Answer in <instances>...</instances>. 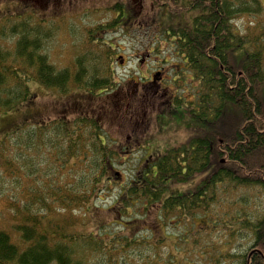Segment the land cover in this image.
Returning <instances> with one entry per match:
<instances>
[{"label":"trees","instance_id":"1","mask_svg":"<svg viewBox=\"0 0 264 264\" xmlns=\"http://www.w3.org/2000/svg\"><path fill=\"white\" fill-rule=\"evenodd\" d=\"M122 6L118 3L115 10L122 14ZM262 14L261 0H163L155 16L158 31L174 54L186 61L181 76L187 80L175 82L178 87L170 92L174 98L162 103L156 131L173 124L188 137L155 155L152 163L143 162L132 184L120 191L115 205L128 220L113 222L118 231L110 224L96 232L71 230L89 223L91 204L101 199L104 183H111L104 173L113 165L115 153L97 121L99 110L72 107L82 112L71 119L18 123L9 130L0 139V195L12 198V228L20 242L0 229V264H181L167 244L154 238L152 232L161 224L166 231L186 227L173 248H187L190 242L206 258L213 245L204 241L201 230L192 234L191 222L198 215L212 219L217 208L227 206L231 211L240 203L241 210L230 217L228 210L211 222L233 230L231 222L239 223L238 232L250 234L247 247L232 253L230 260L219 253L214 264H264V211L254 213L253 220V215L245 214L251 192L264 193V21L249 22L245 29L238 24ZM30 18L0 29V42L8 34L20 35L13 51L0 44V112L35 100L31 79L64 95L75 86L83 98H94L115 82L105 65L110 62L109 49L105 58L78 57L74 68L58 69L39 51L38 34L45 31ZM124 19L119 15L107 27ZM11 38L8 42L14 41ZM186 84L192 99L184 97ZM185 99V110L172 108L183 106ZM187 115L198 125L189 126ZM196 178L192 189L171 191V183ZM131 223L139 226L124 232Z\"/></svg>","mask_w":264,"mask_h":264},{"label":"rangeland","instance_id":"2","mask_svg":"<svg viewBox=\"0 0 264 264\" xmlns=\"http://www.w3.org/2000/svg\"><path fill=\"white\" fill-rule=\"evenodd\" d=\"M128 1H131L129 6L135 13L130 16L127 10ZM118 3L123 4L122 14L115 10ZM162 3L163 0H0V29L2 25L16 23V19L31 17L29 21L39 25L45 31L43 35L38 34L37 39L40 40L42 47L39 51L45 53L49 61L58 69L74 68L78 57L88 56V58L97 59L100 56L105 58L103 55L105 50L109 49L110 51V62L108 60V64L105 65L107 66L106 70L112 73L115 82L108 85L110 87L106 88L104 92L97 93L94 98L80 97L84 100L83 102L88 104H84L88 111L90 109L99 110L97 121L101 120L103 129L101 131H105L111 138L112 147L110 148L115 155L110 159L113 165L108 166L104 173V178H111V183L107 184V181L104 183L105 190L101 193V199L96 200L95 205L91 204L90 206L91 215L89 218L91 220L87 225L79 226L81 229H71L75 233L83 232V229L96 232L98 227L107 224L112 225L114 231H118L119 225L113 222L120 223L128 220V217L124 216L121 209L115 205L120 191L125 192L129 183L136 178L143 162L152 163L155 155L165 152L188 137L183 130L176 129L173 124H170L165 132L156 131L160 130L157 113L164 100L168 102L171 98L169 94L177 89L178 84L164 82L157 88L158 83L141 84V80L145 82L148 80L137 81L135 79L138 77L139 80L142 75L149 77L151 72L160 69V67H165L164 75L167 76L182 74L179 68L180 58L174 54L173 48L167 44V41L162 40L165 37L158 31L160 30L159 19L156 21L155 16ZM261 3L263 14L259 17L240 19L238 20L239 26L245 29L249 22L264 21V0H261ZM119 15L125 19L115 26L107 27L108 24L119 18ZM162 15L164 16V13ZM168 19L171 20V18ZM176 20L173 21L176 22ZM12 36H14V41L8 42ZM19 37L20 35L17 34H8L7 37L1 39L0 44L2 47L4 45V49L8 48L13 51L16 49V40ZM101 41L108 45H98ZM87 50L90 53H87ZM118 54H124L126 57L124 60L128 59V61L121 65L120 59L117 57ZM143 56L145 60L142 62ZM29 84L31 92L35 94V100L30 101V104L23 102L12 111L0 112V139L9 130L15 128L18 123L22 126L25 122H34L35 124L51 120V118H72L77 114L76 112H81L76 109L71 110L72 107L76 108L72 105L76 102L75 99H72V95L68 98L69 94L64 95L47 89L35 79H31ZM187 87L189 84L185 85L187 91L183 92L184 97L192 99L191 87ZM77 91L78 89L73 86L70 93L76 92L75 96L79 97L77 93L81 92ZM64 101L67 104L63 107ZM184 101L183 106L177 105L172 108H175L174 110L177 112L185 110L188 101L187 99ZM67 105L70 107L67 108L68 114L66 112L63 115V109ZM161 117L165 119V115L162 114ZM166 120L170 123L168 118ZM187 120L189 126L193 124L189 115H187ZM194 124L198 125L196 119ZM146 129L152 135L161 137L148 136V132L145 135ZM133 139L139 140V143L133 146L131 143ZM149 155V160L145 161ZM197 181L198 178L186 184L178 182L175 186L174 183H171V191H174L176 187L182 191L190 190ZM8 196L2 198L0 195V229L8 231L13 240L20 242L19 233H16L12 228L13 222L9 208L12 198L10 195ZM250 200L245 214L253 215L251 216V220H253L254 213L257 214L258 210L264 211V193L253 191L250 194ZM242 208V203L236 209L232 208L231 211L229 207L221 206L215 210L216 214L213 213L212 219L198 215L191 222L192 234L198 235V230H201L205 235L204 241L213 245L209 248L210 252L206 258H203L205 254L198 253L190 242L187 248L179 247L178 251L173 248L174 240L176 241L186 232V227L181 231L172 227L166 231L165 226L161 224L155 228L156 231L153 230L152 234L155 239L162 240L165 245L167 244L171 248L173 257L176 260L180 259L181 264H195V260H199L200 264H214L213 260L219 253H225L230 260L233 259L232 253H242L246 249L250 234L245 230L238 232L239 223L236 221L228 219L232 221L234 230L222 223L216 228V226H212L211 221L218 217L222 218L223 213L228 210L230 217L235 210ZM127 225L128 227L123 231L128 233L135 231L139 226L138 223ZM175 231L180 233V236ZM232 231L235 233L234 237L230 236ZM220 248L223 249L222 252L219 251ZM164 264H174V262ZM224 264H238V262L228 261Z\"/></svg>","mask_w":264,"mask_h":264},{"label":"flooded vegetation","instance_id":"3","mask_svg":"<svg viewBox=\"0 0 264 264\" xmlns=\"http://www.w3.org/2000/svg\"><path fill=\"white\" fill-rule=\"evenodd\" d=\"M127 4H128L127 10L129 11V16L132 15V14H135L134 11L129 6V4H131V1H128ZM31 5L33 6V4H31ZM148 56H150V55H148ZM117 57L120 59L121 65H123L124 63H126V61H128V59L124 60V58H126L124 54H118ZM144 60H145V57L143 56L141 61L143 62ZM185 63H186L185 60L184 61H181V60L179 61V64H180L179 68H180L181 71H183L185 69ZM164 73H165V67H160V69H158V70H156L154 72H151V75L149 77H147V76L145 77V76L142 75V77L139 78V80H138V77H136L135 79L137 81H140L141 79H147L148 80L147 82L142 81V80L140 81V83L143 82L144 84H146V83H158L157 84L158 85L157 88H159V85H161L164 82L165 83H175L177 81H182V80L186 81L187 80V77H184V76H181V75L167 76V75H164ZM71 95H72V99H75V101H76L74 104H72L73 106H76L79 109H83V108L86 109V107L84 105L85 102H83L84 100L81 99V97H80L81 94L78 95L79 97H76L75 96L76 92H74V93H71V94L67 95L68 98H70ZM170 95H171L170 97H172V99H173L174 96H175V93H171ZM62 104H63V107H64L67 103H65V101H64ZM168 127H170V124H168V126L166 125V126L162 127L161 132L167 131ZM159 137H161V136H154V138H159ZM161 142H163V141H161ZM131 143H133V146H134L135 144L139 143V140L133 139L131 141ZM147 160H149V156L146 158V161Z\"/></svg>","mask_w":264,"mask_h":264}]
</instances>
